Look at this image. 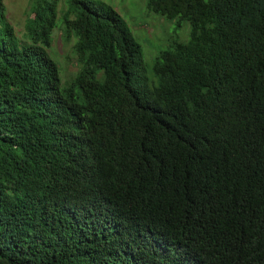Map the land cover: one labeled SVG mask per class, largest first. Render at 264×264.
<instances>
[{"label": "trees", "instance_id": "obj_1", "mask_svg": "<svg viewBox=\"0 0 264 264\" xmlns=\"http://www.w3.org/2000/svg\"><path fill=\"white\" fill-rule=\"evenodd\" d=\"M57 1L18 36L0 0V264H264V0H145L188 25L151 80L111 7Z\"/></svg>", "mask_w": 264, "mask_h": 264}, {"label": "rangeland", "instance_id": "obj_2", "mask_svg": "<svg viewBox=\"0 0 264 264\" xmlns=\"http://www.w3.org/2000/svg\"><path fill=\"white\" fill-rule=\"evenodd\" d=\"M5 8V14L8 22L18 33L22 31V21L25 17L28 0H1ZM63 1L58 0V9H63ZM111 7L124 21L133 40L139 45L143 64L146 68V76L151 80L149 67L155 56L172 41L186 42L188 39V25L181 23L176 27L175 21H167L157 15L145 11V0H94ZM59 16L56 20L55 29L52 31L51 45L46 50L47 55L52 59L58 69V78L60 84H64L69 78L75 75L76 62L71 54V45L74 40L63 42L60 29H63L59 22ZM74 73V74H73ZM101 72H98L100 75Z\"/></svg>", "mask_w": 264, "mask_h": 264}]
</instances>
